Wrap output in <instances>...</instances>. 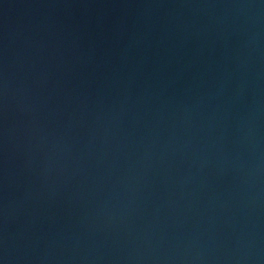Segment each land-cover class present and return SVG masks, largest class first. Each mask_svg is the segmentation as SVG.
<instances>
[{
    "label": "water",
    "instance_id": "water-1",
    "mask_svg": "<svg viewBox=\"0 0 264 264\" xmlns=\"http://www.w3.org/2000/svg\"><path fill=\"white\" fill-rule=\"evenodd\" d=\"M0 264H264V0H0Z\"/></svg>",
    "mask_w": 264,
    "mask_h": 264
}]
</instances>
